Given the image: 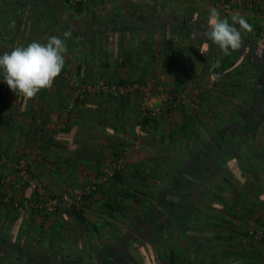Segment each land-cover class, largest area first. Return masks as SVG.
Returning <instances> with one entry per match:
<instances>
[{
	"label": "crops",
	"instance_id": "crops-1",
	"mask_svg": "<svg viewBox=\"0 0 264 264\" xmlns=\"http://www.w3.org/2000/svg\"><path fill=\"white\" fill-rule=\"evenodd\" d=\"M220 1L88 0L87 5L78 13L69 8L64 21L62 20L65 29L59 33L61 38L64 32L71 33V37L65 41L68 54L66 71L73 72L72 67H75L77 62L80 63L82 56H86L88 59L81 64L80 70L86 74L87 81L109 74L115 78L117 73L123 71V66H118L121 49L122 53H130L139 58L138 63H141L142 57L145 58L141 42L147 41L150 33L146 30L147 23L152 25L153 21L157 20L159 23L166 20L164 27L168 24L176 26L179 23L187 26L186 32L182 33H177V29L165 32L162 27L150 37L155 42L150 48L154 56L152 69L157 74L163 72V54L174 53L177 59L179 55L187 52L189 57L194 56L195 60L201 61L199 65H193L191 80L194 75L203 76L204 82L199 87L204 89L203 85L206 87L207 81L215 74L210 69L211 59L233 62V65H225L218 73L219 79L215 80L214 87L205 88L209 90L204 92L208 94H205L202 102V115L198 116L189 109L183 113L174 112L169 118L164 116L159 119V124L154 129L150 124L137 122L136 117L135 121H128L127 133L136 144H146L142 138L145 134L154 135V139L150 137L148 146L142 147L145 148V153L133 149L138 158L130 156L129 167L135 168L138 165L135 161L161 151L163 147L157 145V138L165 135L170 126H179L189 117L191 121L195 119L197 126H201L203 130L194 128L197 136L193 135L187 140L186 147L180 144L181 139L177 140L175 147L191 150V155L199 153L202 138L207 142V139L217 132L212 127L213 118L222 122L226 119L225 123H228L227 110H233L235 121H242L244 124L234 125V129L226 130V136L231 137V141L223 140L220 147L222 149L218 150L219 156L221 155L219 166L211 162L210 152L215 150L210 151V146H200L204 156L202 161L197 164L192 162L183 171V176L187 178L190 186L187 190L188 196L184 197L183 202L191 203L192 209H187L186 215H180L182 206L177 205V202L174 203V209L172 207V211L166 215L158 207L155 217L157 224L161 226L154 225L155 230L144 226V231H153L150 237L153 241L144 239L140 250L142 255L137 254L138 251L133 252L131 247L122 249L118 247V242L112 241V238L121 236L125 241L128 234L135 233L133 226L125 219L129 210L120 214L106 208L105 198L109 199V196H102L97 192L94 196L85 198L81 204L85 220L94 224V229L87 222L77 220L67 209L44 216L24 208L22 212L17 213L11 201L5 199V190L0 183V252L12 256L13 264L18 263V258L12 255L13 248L7 241L15 243L16 240L18 244H15L22 247L18 249L16 256L22 255L20 257H24V260L19 258V262L25 261V264H30V260H25L26 253H29V257L43 256L42 264H264V242L259 246H246L243 242L245 230L250 224L264 225V0H255L251 8L233 4L228 9H223ZM211 8H217L221 17L229 19L230 23L231 15L238 12L252 25V32H242L243 46L240 50L224 55L218 46L206 38ZM90 22L91 26H88ZM196 24H199L202 31H195ZM72 26H75V33L71 31ZM235 26L239 28L238 24ZM14 27L15 17L11 14L0 19V39L3 42L18 35ZM83 27H86L85 31L93 33L94 46H86L88 44ZM165 38L171 43L164 50L162 41ZM195 41L199 44H195ZM180 68V63L173 66L170 74L174 76L180 72ZM186 68H189L188 61ZM160 77L163 78V75ZM193 86L196 85L190 82L186 89L191 90ZM138 102L139 99L135 103L136 108L130 110L129 117L134 113L140 118L146 115L144 110L138 107ZM212 102L220 110L218 116L217 110L211 107ZM246 104L251 105L252 109H248L244 115L240 111L235 112L236 106ZM41 116L44 120L39 126H43L45 135L49 128L57 131L64 124L65 113L56 107L54 111L42 113ZM27 119H24L26 124L23 123L20 127L14 124L13 129L6 128L1 133L2 148L6 150L9 161L0 165V180L3 177L8 178L7 185L11 197L20 196L25 189L13 165L15 158L20 154H25L23 156L29 162V167L31 162L34 176L43 182L46 190L51 193L65 191L64 185H68V193H72L97 178L92 167L78 164L72 165L74 167H60L59 161H52L51 153L57 154L59 151L61 156L69 154L64 149L54 152L55 149L49 147L48 143L37 147L36 140H33V131H28ZM247 125L249 129L246 128ZM134 132L143 139V143L132 137ZM119 134L121 133H118L117 137ZM48 135H51L52 142L56 141V133L49 132ZM43 136L44 134L38 135L36 138L39 140ZM225 149L233 152L230 158L225 154ZM146 173L143 174L147 175ZM165 179L160 173H155L152 178L145 180L154 181L149 182L152 193L156 190H162L163 193L169 185V181ZM180 199L177 195L172 201ZM167 216L175 219L171 225L163 222ZM0 264L4 262L0 261Z\"/></svg>",
	"mask_w": 264,
	"mask_h": 264
},
{
	"label": "trees",
	"instance_id": "trees-1",
	"mask_svg": "<svg viewBox=\"0 0 264 264\" xmlns=\"http://www.w3.org/2000/svg\"><path fill=\"white\" fill-rule=\"evenodd\" d=\"M88 0L77 1V2H69V0H0V19L5 16L12 15L15 17V27L14 31L17 32L18 35L15 37H11L6 42L0 39V55L5 52H10L14 47L17 46H27L29 43L33 41H38L41 43H46L47 40L52 36H62L61 32L65 29L62 25V20L66 14L68 13L69 7L73 9L74 12H80L83 10L82 7L87 5ZM74 18V14H73ZM169 19H167L168 22ZM166 20H162L159 23V20L153 21L152 25L147 23V31H149V35L147 36L149 39L147 41L141 42L142 54L145 58L141 59V63H138L140 60L137 57H134L132 54L122 53V49L120 50L121 56L118 57L120 59L118 66H123V71L116 74L115 78H112L109 75H102L96 79H85L86 74L80 70L81 64L88 59L86 56H82L80 58V63H76L75 67H72L73 72L69 73L66 71L67 69V53L64 54L65 65L61 72V74L54 80L53 86L50 89L41 90L37 96L31 100L25 101L23 97L17 96L14 92H12L6 82L3 80V77L0 76V159L2 157L7 158L9 161V156L4 148H2L3 139L1 137V133L4 129H10L12 125H23L25 123V118L27 119V128L28 131H33V140H36L37 147H40L42 144L48 143L49 147H53L55 150H63L69 155H63L58 153L53 154L52 161L61 163L60 167L71 166L78 164L83 166L92 167L95 176H99L103 173L106 165L109 164L114 158L121 154V147L125 141L122 140L121 137H117L118 133L122 135H126L129 138L131 137L127 133V123L129 120L133 121L135 117H137V122H141L142 124H150L152 128H156L159 124V119L165 117H170L172 113L179 112L183 113L188 107L185 108L180 104L178 100L173 97L175 101V106L172 109H167L165 112H156L153 115H142L140 118L139 115L133 114L129 117V112L131 109L136 108L135 103H137L138 95L140 94L139 89H133L128 92H111V91H103L97 90L93 92H85L82 95L74 94V86L70 84L69 80L72 75H76L78 80L82 83L90 82L96 83L98 81L103 82L105 85H116V86H124V85H133L140 84L145 82H150L152 86H161L164 91H172L174 94H178L182 91H186L187 86L190 82L194 83L193 87L201 89V85L203 84L204 77L194 75L191 80V71L194 64L201 63L199 60H195L194 56L189 57L187 52L186 54L179 55V58L175 59L173 54H163L162 55V66L163 72L157 74L152 69V65L154 64V56L150 52V48L155 43L152 38V34L154 31L158 32V30L165 29L164 31H174L177 29L178 31L186 32V25L182 24H168V26L164 27L163 24ZM88 26H91V22ZM75 26H72L71 31L73 33L76 32L74 29ZM86 29L83 27L82 30ZM195 31H202L199 24L194 26ZM95 31H97L95 29ZM40 33L39 38L37 39L38 33ZM86 34L84 37L86 38V43L90 47L94 46V38L92 32L83 31ZM176 32V31H175ZM84 34V33H83ZM169 42L168 39H164L162 41V46L165 49L168 48ZM195 44H199V42L195 41ZM201 43V42H200ZM82 45L84 42L82 41ZM184 51V50H183ZM78 60V59H77ZM143 60V62H142ZM220 60V66L212 69V73H219L224 68L225 65H233L231 60ZM187 61L189 62V68H186ZM211 64L215 62V60H210ZM143 63V64H142ZM180 63V72L176 73L174 76L170 74L171 68ZM137 64V67H136ZM139 64L141 67H138ZM210 64V65H211ZM184 67V69L182 68ZM65 71V72H64ZM163 75V78L160 75ZM173 80V81H172ZM200 86V87H199ZM192 88V87H191ZM206 90H201L197 97L204 101V93ZM201 93H204L203 96ZM207 96V95H206ZM202 97V98H201ZM9 98V100H8ZM12 100V101H11ZM96 100V101H93ZM57 110H66L65 120L62 128L57 131L53 128H49L45 135L43 133V126H39L42 124L43 120L41 114L42 113H50L54 111V108ZM211 107L217 110L216 114L220 113L218 110V106L212 102ZM235 112L240 111L241 114L244 115L248 109L251 110L252 107L249 104L236 106ZM192 110V109H191ZM189 110L190 112H193ZM195 111V110H194ZM225 111V110H224ZM229 113L228 123L220 121L218 118L212 121V127L217 130L214 136H211L209 140L201 139V145L203 147L210 146V151L215 150V152H210L211 162L215 166H219V160L221 159V155L219 156L218 150L224 141H231V137L226 136L227 129H234V125L242 126L244 123L241 121H235L233 116V110H227ZM226 111V113H227ZM215 114V115H216ZM44 118V116H43ZM188 120L181 123L179 126H170L165 135H161L157 138V145L161 148V151L156 152L155 154H151L150 156L142 157L140 160L135 161L137 167L131 168L126 163L125 170L114 171L103 184H100L96 190L91 191L88 194H84L83 200L90 196H94L97 192L102 196H109V199L105 198V206L109 208L113 213L122 214L123 211L129 210V214H127L126 221L133 226V231L136 234H128L126 236L125 241L122 240L121 237L112 238L114 243L118 242V247L120 246L122 249L127 247L133 248V252L138 251L137 254L142 255L140 253L141 244L144 239H150L152 236V230L155 227L159 226L156 221H158L155 217V212H157L158 207L166 213L169 214L172 211V207L174 209V203L182 206V212L180 210V215H183L186 210L192 209V204L187 203V201L183 202L184 197L188 196V181L185 176H183V171L186 166H190L192 162L197 164V162H201L203 159V151L201 149V145L199 146V153L196 152L191 155V150L187 149H179V147H175V143L177 140L182 141L184 147L187 146V140H190L193 135H196L194 128H198L200 131L203 130L201 126H197L196 120ZM24 120V122H23ZM190 120V121H189ZM191 122V124H189ZM17 123V124H16ZM26 124V123H25ZM246 128L249 129L248 125ZM13 129V128H12ZM49 132H54L57 134L56 141H51V135H48ZM42 139H37L38 135H42ZM132 137L139 139L140 143H143L142 140L145 139L146 142L150 143V139H154V135L145 134L142 136L143 139L139 138V135L135 132L131 134ZM151 137V138H150ZM226 137V138H225ZM32 140V139H31ZM154 143V140L151 141ZM164 142L161 146V143ZM132 145V144H131ZM225 154L227 157H231L233 152L229 149H225ZM20 154L15 158V161L23 158L27 161L26 157ZM223 157V156H222ZM228 158V159H229ZM1 161V160H0ZM6 163V162H5ZM0 162V165L5 164ZM47 163V162H46ZM57 164V165H58ZM47 165V164H46ZM77 165V166H78ZM48 166V165H47ZM52 167V166H51ZM201 167V166H200ZM15 168V167H14ZM16 174L18 173L15 168ZM27 171L30 176L37 178L34 176L32 172V165L27 161ZM201 171V169H198ZM147 172V175L143 173ZM155 173H160L161 177H165V181H169V185L166 186L167 190H156V192L152 193L149 186V182L154 183V181H146V178H152ZM158 175V174H157ZM18 176V174H17ZM1 177V176H0ZM19 180L23 183L25 189L20 194V196L11 197V201L16 198L19 200L18 207H13V209L18 213L23 211L25 206L22 204V201L25 199H32V196H35V192L29 187L23 177L18 176ZM38 179V178H37ZM41 182V181H40ZM63 192L68 191V185L63 186ZM112 190V191H111ZM47 191V190H46ZM109 191L112 193L109 194ZM60 192L47 191V194L50 196H54ZM2 195V194H1ZM180 196L181 199L179 201L173 202L172 198L174 196ZM162 197V198H161ZM172 197V198H171ZM39 199V198H38ZM213 202L215 200H212ZM11 203V202H10ZM12 205V204H11ZM179 206V207H180ZM197 209V208H196ZM32 213L41 214L42 216L48 215L44 214L41 211H37L35 209H29ZM67 211L71 213L77 220L87 222L92 228L95 229L94 224L86 221L83 216V211L80 208L76 209L74 207L68 208ZM175 219L169 216L163 219V222L171 225ZM144 226L152 228L151 233L148 231H144ZM155 230V228H154ZM155 239V236H153ZM153 241V239H150ZM10 243V247L13 248L11 253L14 258H18L17 264H25V261H20V259L24 260L22 255L18 254V249L22 248L19 245L17 246V240L15 243L12 241H7ZM21 256V257H20ZM29 253L25 254V260L28 262L30 260V264H42L44 261L43 256L36 255L33 257H29ZM20 258V259H19ZM12 256L9 254L5 255L0 252V261H3L4 264H13ZM14 260V259H13ZM16 260V259H15Z\"/></svg>",
	"mask_w": 264,
	"mask_h": 264
},
{
	"label": "built area",
	"instance_id": "built-area-1",
	"mask_svg": "<svg viewBox=\"0 0 264 264\" xmlns=\"http://www.w3.org/2000/svg\"><path fill=\"white\" fill-rule=\"evenodd\" d=\"M77 1H84V0H69V2H77ZM255 0H221L220 5L223 9H228L231 5L236 6H245L251 8ZM218 74V73H215ZM214 74V75H215ZM215 78H210L206 84L207 88H210L215 85ZM70 84L74 86L75 88V95H82L85 92H93L97 90H103V91H111V92H128L133 89H139L140 94L142 95V101H143V107L145 114L153 115L156 112H165L167 109H172L175 106V101L173 97H175L180 104H189L194 105V102H197L198 100L195 99V96L197 97L200 89L194 87L190 94H186V96H183L181 93L174 94V92L169 91V93L163 94V89L161 86H152V84L148 81L145 83L140 84H133V85H124V86H116V85H105L103 82L98 81L96 83H82L78 80V77L76 75H72L70 80ZM158 94H156V93ZM158 97L162 99L164 103H161L160 107H152L151 106V100L154 97ZM126 138V137H125ZM128 141H125L121 147V154L118 155L116 158H114L112 161L109 162L108 166L104 169L103 173L99 175L97 178L93 179L90 183L82 186L81 188H78L74 190L72 193H66L61 192L54 196H49L47 194L45 185L43 182H40L37 178H34L30 176V174L27 171V161H25L23 158L19 159L18 161L14 162L13 165L17 170L18 176H21L24 178L25 183L31 187V189L35 192V196H32L33 198L25 199L22 201V204L27 209H35L37 211H41L44 214H55L58 211L68 209L71 207H74L76 209L81 207V204L83 202V196L84 194H88L93 190H96V188L103 184L106 179L114 172L119 170H125L126 169V163H127V154L129 151V148L131 146V143L129 144ZM0 162L7 163L8 160L5 157H2L0 159ZM7 179L3 177L0 180V183L2 187L5 190V199L11 201V195L9 193L8 185H7ZM39 198V199H38ZM11 204L13 207H18L19 200L14 198L11 201ZM243 242L246 246H259L263 245L264 242V225L260 226L257 224H250L246 230L245 235L243 237Z\"/></svg>",
	"mask_w": 264,
	"mask_h": 264
},
{
	"label": "clouds",
	"instance_id": "clouds-1",
	"mask_svg": "<svg viewBox=\"0 0 264 264\" xmlns=\"http://www.w3.org/2000/svg\"><path fill=\"white\" fill-rule=\"evenodd\" d=\"M230 19L231 23L229 19L222 18L217 8L209 10L205 36L224 55L240 50L243 46L242 32L253 31L252 25L238 12L233 13ZM237 24L239 28L235 26ZM70 37V32H64L63 38L52 36L46 43L33 41L0 55V76L9 89L25 101L35 98L41 90L50 89L64 68V54L67 52L65 41ZM219 66L220 60L217 59L210 69ZM214 78L219 79V74H215Z\"/></svg>",
	"mask_w": 264,
	"mask_h": 264
},
{
	"label": "rangeland",
	"instance_id": "rangeland-1",
	"mask_svg": "<svg viewBox=\"0 0 264 264\" xmlns=\"http://www.w3.org/2000/svg\"><path fill=\"white\" fill-rule=\"evenodd\" d=\"M70 7H71V6H70ZM70 7H69V8H70ZM73 59H74V58H73ZM207 84H208V83H207ZM214 86H215V85H214ZM214 86H212V87H214ZM203 87H204V89H200V91H201V90H206L205 88H207V86L205 87V85H203ZM212 87H210V88H212ZM210 88H209V89H210ZM192 89H193V88H192ZM192 89H191V90H192ZM191 90L182 91V92H180V93H181L183 96H186V94H188V95L190 94V91H191ZM162 91H163V94H165V93H169L168 91H164V90H162ZM200 91H199V92H200ZM73 92H74V94H75V89H74ZM155 93H156V92H155ZM156 94H158V93H156ZM141 98H142V95L139 94V95H138V99H139L138 107H139V108L141 107V108L144 110V107H143V101H142ZM195 99L198 100L199 98L195 96ZM151 102H152V103H151V106H152L153 108H154V107H160V106H161V103H164V102L162 101V99H160V98H158V97H156V96L151 100ZM202 102H203V101L199 99L197 102H194V105L183 104L182 106H183V107L185 106L186 108L188 107L189 110L192 109V111L195 112V113L199 116L200 114H201V115L203 114L202 112H204V111H203L204 106H203ZM185 107H184V108H185ZM194 110H195V111H194ZM66 112H67V111L64 109V110H63V113L66 114ZM200 117H201V116H200ZM136 118H137V117H136ZM133 121H135V119H134ZM121 135H122V134H119L118 136L121 137ZM125 137H126V136L123 137V135H122V140H123V141H128V139H129V141H130L129 144H130V143L132 144V145L130 146L129 151H128V154H127V162H128V160H129L128 158H129L130 156H134V157H137V158H138V154H137L135 151H133V149L136 150V151H137V150H140L142 153H145V148H142V147H143V146H144V147H145V146H148L147 144H142V145L139 144V143L136 144V142H134V141L132 140L131 137H130V138H129V137H126V138H125ZM180 143H182V141H181ZM137 152H138V151H137ZM106 166H107V165H106ZM5 178H6L7 181H8V178H7V177H5ZM38 180H39V179H38ZM39 181H40V180H39ZM8 184H9V182H8ZM153 189H154V186H153Z\"/></svg>",
	"mask_w": 264,
	"mask_h": 264
}]
</instances>
